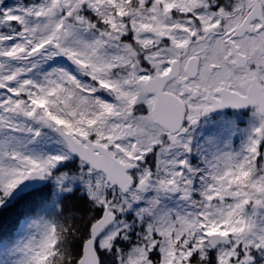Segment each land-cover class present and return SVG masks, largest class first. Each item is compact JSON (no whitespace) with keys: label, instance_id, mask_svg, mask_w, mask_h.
Here are the masks:
<instances>
[{"label":"snow or ice","instance_id":"snow-or-ice-1","mask_svg":"<svg viewBox=\"0 0 264 264\" xmlns=\"http://www.w3.org/2000/svg\"><path fill=\"white\" fill-rule=\"evenodd\" d=\"M0 264H264V0H0Z\"/></svg>","mask_w":264,"mask_h":264},{"label":"trees","instance_id":"trees-1","mask_svg":"<svg viewBox=\"0 0 264 264\" xmlns=\"http://www.w3.org/2000/svg\"><path fill=\"white\" fill-rule=\"evenodd\" d=\"M5 226L4 229L6 230L9 227V222L6 219L0 220V227Z\"/></svg>","mask_w":264,"mask_h":264}]
</instances>
